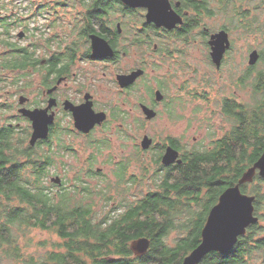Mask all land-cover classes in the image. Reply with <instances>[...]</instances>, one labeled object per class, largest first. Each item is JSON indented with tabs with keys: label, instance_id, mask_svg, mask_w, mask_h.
I'll return each mask as SVG.
<instances>
[{
	"label": "flooded vegetation",
	"instance_id": "flooded-vegetation-1",
	"mask_svg": "<svg viewBox=\"0 0 264 264\" xmlns=\"http://www.w3.org/2000/svg\"><path fill=\"white\" fill-rule=\"evenodd\" d=\"M168 2L183 21L171 30L147 21L149 7L134 8L122 0H18L16 6L29 14H18L19 26L11 34L0 27L2 38L16 45L18 59L28 64L17 74H1L0 90H4L6 100L1 101L0 112L8 115L4 122L0 120L1 137L10 135L13 144L34 153L38 161L49 155L61 171L74 172L73 179L66 182L65 174L51 171V182L54 177L61 178V183L52 182L56 189L97 192L111 184L115 193H131L130 198L135 200L134 189L141 181L154 183L157 190L159 180L164 185L168 181L172 186L168 189L173 191L176 186L181 190L189 155L198 157L209 152L210 160L221 161L225 176L231 178L234 170L230 161L259 152L254 164L220 194L213 209L221 195L237 186L264 155V127L259 128L261 136L257 130L256 138H236L237 132L240 135L249 128V122L263 118L251 114L264 113V95L249 85L261 65L243 62L236 66L230 46L218 66L210 44L214 33L203 28L192 37L200 27L186 1ZM199 37L203 39L208 69L204 72L189 58L190 48L198 44ZM7 47L0 43L5 51L0 56L8 54ZM232 61L234 64H230ZM183 73L188 75L186 79H182ZM233 86L237 94L229 95ZM203 104L208 110L212 106L210 112L221 117L222 123H229L216 130L211 125L213 137L208 144L186 143L184 134L165 135L157 130L152 134L156 120L183 122L187 109L199 115ZM33 112L40 116L43 126L47 124L48 131L46 137L32 144ZM78 124L91 128L86 131ZM248 131L255 135L256 130ZM255 139L261 145L253 148ZM168 152L175 155L171 163L164 160ZM58 158L60 166L56 164ZM240 191L253 198L258 221L247 227L233 249L242 237L249 238L251 247L264 237V176L259 169L251 181L240 185Z\"/></svg>",
	"mask_w": 264,
	"mask_h": 264
},
{
	"label": "trees",
	"instance_id": "trees-1",
	"mask_svg": "<svg viewBox=\"0 0 264 264\" xmlns=\"http://www.w3.org/2000/svg\"><path fill=\"white\" fill-rule=\"evenodd\" d=\"M17 1L0 0V27H5L8 34L19 26L20 19L13 13ZM184 1L197 26L203 15L217 14L209 0ZM215 1L220 4L222 14L232 17L233 29L227 24L223 29L229 32L238 29L243 31L241 35H261L264 39V0ZM2 34L0 31V43L9 47L8 54L0 56V80L6 71L24 70L28 65L18 59V47L8 43ZM259 51L264 61L263 45ZM257 74L249 85L253 86L254 92L264 95V70H258ZM255 113L250 112L263 118L249 122V128L245 127L247 130L241 131L240 135L237 132L236 138H256L257 130L260 135L264 113ZM248 129L256 130L255 135ZM2 131L0 128V262L9 259L23 264H182L201 243L202 230L220 194L234 185L260 155L254 152L247 159L230 161L234 170L231 178L225 176L221 161L210 160L209 152L198 157L189 155L181 190L177 191L173 186V191H177L173 193L168 189L172 187L168 181L164 185L159 180V190L140 199L132 200L128 192H117L121 197L117 199L112 194L111 184L97 192L88 189L78 193L65 188L54 191L53 184L46 185L54 163L52 158L43 155L38 161L34 153H27L20 145H14L10 135L4 140ZM247 131V136H243ZM260 145L255 139L252 147ZM231 148L234 155L235 149ZM213 166L215 168L211 169ZM97 198L103 202L100 211L97 210ZM15 201L16 205L13 204ZM112 202H115L114 206ZM194 207L201 210L195 213ZM181 216H186V221L178 222ZM31 229L55 231L63 241L59 247L64 251L40 256L22 251L21 236L26 237ZM172 231H180L182 236L169 245L166 238ZM143 237L151 240V247L146 255L136 257L130 245ZM256 258H264V237L256 247H251L249 238L242 237L235 249L225 254L212 252L200 264H247Z\"/></svg>",
	"mask_w": 264,
	"mask_h": 264
},
{
	"label": "rangeland",
	"instance_id": "rangeland-1",
	"mask_svg": "<svg viewBox=\"0 0 264 264\" xmlns=\"http://www.w3.org/2000/svg\"><path fill=\"white\" fill-rule=\"evenodd\" d=\"M41 1L43 2V1H47V0H41ZM50 1L57 3L58 1H64V0H50ZM209 1H210V6L217 11L216 12L217 14L214 16H210V17L206 14L203 15L201 18L202 19L201 23H200V25H198V27H200V28L197 29L196 33L192 34V37L194 36V34L198 35L200 31L202 32L203 28H208L210 33L215 34L221 30H224L223 26L225 24L229 25L230 28L233 27L232 17L228 16L227 14H222L219 11L220 4L217 1H215V0H209ZM70 11H72V10H70ZM13 13L16 15H18L20 13L23 16H27L29 14L27 11H22L21 8L17 7V6L16 7L14 6V12ZM227 32L230 35L231 46L233 48V53L231 56H232V59H235L236 66H238L239 63H243V62L245 64H248L252 52L254 50L259 51V47L262 45L264 46V42H263L264 39L261 35H247V34L241 35L240 32H243V31L238 30V29L232 30L231 32H229V31H227ZM197 42H198V44L196 46L193 45V47L190 48L191 49L190 50L191 56L189 58L194 59V61H193L194 66L200 67L201 72H204V71H207L208 69H207V66L204 64L206 59H205V51H204L205 49L203 48V45H202L203 39L201 37H199ZM3 52H5V51L0 48V55L3 54ZM262 58L263 57L259 56L258 61L256 63L257 64L259 63V65H261L260 70L263 71L264 70V61H262ZM230 64H234V61H232ZM228 67H230V66H228ZM232 68L233 67L231 66V68H229V69L232 70ZM8 73L11 76V75H14L16 73V71H6L4 74L7 75ZM208 74H210V73H208ZM182 76H183L182 79H184V77L186 79L188 75H184V73H183ZM217 78H219V77H217ZM3 91L0 92V103H1V101L6 100L4 98L5 94L3 96ZM251 92H253L252 88L249 89V96L250 97H251ZM218 94L219 93L217 92L216 95H218ZM231 94L232 95L237 94L235 92L234 86L230 87L229 95H231ZM1 97H3V98H1ZM212 108L213 107L211 106V109ZM191 110H192L191 108L186 110V112H185L186 117H185V120L183 122H178V123L177 122H169V121L163 120V118L156 120L153 123L154 127H153L152 134L155 135V130H157L158 132H161L165 135H167L168 132L174 133V134H184L186 143L189 142L190 144H193V145H198V144H202V143L208 144L211 137H213V135H212L213 128L211 125H214L216 127V128H214V130H216L220 127L225 128V127H228V125H229V123L227 124V121H224V120L223 121L226 123H224V122L222 123L221 117H220L221 118L220 119L218 116H213L212 113L210 112V110H208L206 104H203V112H201L199 115L192 114ZM6 117H8L7 113L4 114V112L3 113L0 112V120L1 121L4 122ZM210 118H212V121L209 120ZM2 125H3V123H2ZM195 139L197 140L198 143L196 142ZM117 147H115L114 149H116ZM59 161H61V158H58V161L56 162V164L58 166H60ZM55 167H56V165H54V164H53V166H51L50 170L52 171V173L65 174L64 176H65L66 182L73 179L74 172L68 173L67 171H61L62 168L56 167V169H55ZM51 171H50V173H51ZM54 171H56V172H54ZM109 174H111V168H109ZM113 178L114 177H109V180H114ZM51 184H52V182H51V177H50L49 179H47L46 185L51 186ZM56 190L57 189L55 188L54 191H56ZM156 190H157V188L154 185V183L148 184V180L147 181H141L140 183L137 184V187L134 189V191H136V192L133 194H136V198L138 199L139 197L145 196L150 191H156ZM112 194L116 195L117 199H121V197L118 195V193H115L114 190H112ZM13 204L16 205L17 202L15 201V202H13ZM97 204H98L97 210L100 211L101 207L103 206L102 200L97 198ZM194 209H195L194 210L195 213H198L201 210V209L200 210L196 209V207H194ZM106 211H108V210H106ZM263 213H264V210H263ZM180 218L181 219L178 222H184L187 219L186 216H181ZM176 219H177V217H176ZM176 219H175V221H176ZM263 225H264V222H263ZM180 236H182L180 231H172L169 234V236L166 238V241L169 245H173L174 244L173 242L177 238H179ZM263 236H264V234H263ZM62 242H63L62 239L55 233V231H43L40 229H31L28 232L26 237L21 236V239H20V243L23 246L22 251H25L28 254H35L36 256L44 255L45 253L52 252V251H64L63 249H61L59 247V244ZM255 257H257V256H255ZM263 263H264V258H256V259L249 260V262L247 264H263ZM0 264H23V263L12 261L9 259H5V260H1Z\"/></svg>",
	"mask_w": 264,
	"mask_h": 264
},
{
	"label": "water",
	"instance_id": "water-1",
	"mask_svg": "<svg viewBox=\"0 0 264 264\" xmlns=\"http://www.w3.org/2000/svg\"><path fill=\"white\" fill-rule=\"evenodd\" d=\"M122 1L134 8L149 7L147 21L154 22L157 26L166 27L171 30L178 24L183 23L182 19L171 9L168 0ZM210 44L212 47V58L220 66L226 50L231 46L229 33L224 29L213 34L210 39ZM98 49L100 48L97 47ZM259 56L258 50H254L250 56L249 64L255 65ZM149 113L154 115L153 112ZM31 116L34 120L35 128L31 141L33 144L38 138L46 137L48 128L47 124L43 126V123L39 122L40 116L37 115V112H33ZM80 126L78 124L79 128L86 131L91 128V126L84 128ZM174 158L175 155L168 152L164 160L166 163H171L174 161ZM257 169L260 170V175L264 176V155L244 174L237 186L226 190L221 195L219 203L211 210L206 225L202 230L201 243L185 257L182 264H200L212 252L225 254L231 251L237 244L239 237L246 234L247 227L258 221L254 217L253 198L243 195L240 191V185L251 181ZM52 182L61 183V178L54 177ZM150 247L151 240L146 237L134 240L130 245V249L138 257L146 255Z\"/></svg>",
	"mask_w": 264,
	"mask_h": 264
},
{
	"label": "bare ground",
	"instance_id": "bare-ground-1",
	"mask_svg": "<svg viewBox=\"0 0 264 264\" xmlns=\"http://www.w3.org/2000/svg\"><path fill=\"white\" fill-rule=\"evenodd\" d=\"M13 136V135H12ZM10 138V137H9Z\"/></svg>",
	"mask_w": 264,
	"mask_h": 264
}]
</instances>
